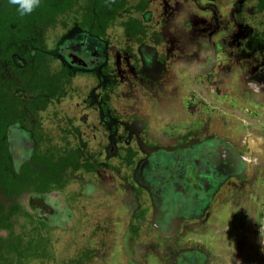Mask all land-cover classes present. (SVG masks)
<instances>
[{"label":"rangeland","instance_id":"rangeland-1","mask_svg":"<svg viewBox=\"0 0 264 264\" xmlns=\"http://www.w3.org/2000/svg\"><path fill=\"white\" fill-rule=\"evenodd\" d=\"M244 1L145 0L149 65L114 30L102 40V64L67 67L69 86L38 116L43 143L78 159L62 178L63 226L29 264H177L192 248L204 264H264V47L246 39L239 15L254 7L242 11ZM57 44L49 53L66 66ZM208 136L243 149L245 171L227 177L200 217L176 220L164 235L134 169L147 148ZM0 203L30 211L24 195L1 189Z\"/></svg>","mask_w":264,"mask_h":264},{"label":"trees","instance_id":"trees-1","mask_svg":"<svg viewBox=\"0 0 264 264\" xmlns=\"http://www.w3.org/2000/svg\"><path fill=\"white\" fill-rule=\"evenodd\" d=\"M145 5V0L134 4L129 0H41L30 15L22 16L16 5L0 0V189L13 197L30 193L37 199L29 206L32 211L21 209L18 203H0V229L8 232L0 234V264H29L45 257L49 238L37 232L63 226L62 211L56 207L64 200L67 181L62 178L68 167L75 170L78 157L42 140L39 111L62 95L71 80L67 66L55 62L50 54L51 45L73 27L79 28L77 35L64 39L57 49L63 55L76 50L92 54L94 61L88 66L93 67L102 64V40L107 32L119 30L118 41L129 42L128 51L135 47L138 61L149 65L154 50L146 43L150 12ZM247 5L253 10L239 18L248 26L246 39L260 49L264 47V0H245L241 10ZM69 63L85 65L81 57L79 62ZM10 126H18L30 144L15 164L5 139ZM223 147H229L226 141L209 136L172 148H147L134 176L149 191L160 233L170 234L176 220L200 217L227 177L240 174L244 167L241 157L235 156V171ZM175 258L177 264L206 262L198 248L183 250Z\"/></svg>","mask_w":264,"mask_h":264},{"label":"flooded vegetation","instance_id":"flooded-vegetation-1","mask_svg":"<svg viewBox=\"0 0 264 264\" xmlns=\"http://www.w3.org/2000/svg\"><path fill=\"white\" fill-rule=\"evenodd\" d=\"M60 53V52H59ZM71 53V54H70ZM66 60H67V67L68 66H74V67H83V68H88V69H92L93 67H89L88 64H90L91 62H93V57H91L92 54H89L87 53L86 55L83 54V52H80V51H67L64 55H63V51L62 53H60ZM68 55V56H67ZM83 58V62L85 65L83 66H79V65H71L69 63V61H77L79 62V58ZM70 58V59H69ZM89 58V59H88ZM85 59V60H84ZM152 62V61H151ZM64 65V64H63ZM100 65V64H98ZM18 126L17 127H13V126H10L7 128V133L5 135V139H6V145L8 147V150L10 151V154H11V158H13V163L15 164L16 161L18 160L17 158L18 157H24L26 153H24L23 150H25L27 144L29 145L30 147V144L28 143V141L26 140V137L24 135H22V133L20 131H18ZM209 137V136H208ZM215 137V136H214ZM224 140V139H223ZM193 141V140H191ZM190 142V141H189ZM228 148H224L225 151H228V158H227V162H229L232 166H233V169L236 171L238 170V168H236V163H235V156H238V157H241L242 154H243V149H239L238 147H234V148H231V146L229 145L228 143ZM222 147V146H221ZM221 148V149H223ZM17 157V158H16ZM245 168H246V164L244 163V167L243 169L241 170L240 174L243 173L245 171ZM236 175V174H234ZM1 193L3 195H5L6 197H13L11 195H7V194H4L1 190ZM21 195H24L25 196V201H26V205L27 207L29 208V206L32 204V202L36 203L37 199L35 198H31L30 197V193H23V194H19L18 196H21ZM55 196V195H54ZM17 197V196H15ZM47 197H50V199L53 201V199L51 198L50 194L47 196ZM56 198L59 197V195L55 196ZM65 199V198H64ZM59 200V199H58ZM50 201V200H49ZM50 201V202H52ZM66 201V200H65ZM63 199H60V203L58 205H60L61 203L65 202ZM38 203H40L38 201ZM3 204V203H1ZM5 205V204H4ZM62 205V204H61ZM65 206V205H63ZM49 207H51V204L49 205ZM53 207V206H52ZM57 207V206H56ZM51 209V208H49ZM30 211H32L31 208H29ZM35 220L38 219V217H34ZM44 218V217H43ZM39 225V223H38ZM40 227V225H39ZM54 228L53 226L52 227H49V230H44L42 229V231H38L37 233H39V235H42L44 237H48L49 236V233H50V230ZM4 230L5 231V234H2L1 231ZM0 234L1 235H6L8 234L7 230L6 229H0ZM165 235V234H164Z\"/></svg>","mask_w":264,"mask_h":264},{"label":"clouds","instance_id":"clouds-1","mask_svg":"<svg viewBox=\"0 0 264 264\" xmlns=\"http://www.w3.org/2000/svg\"><path fill=\"white\" fill-rule=\"evenodd\" d=\"M41 0H9V3L17 6L20 15H30L39 5Z\"/></svg>","mask_w":264,"mask_h":264},{"label":"water","instance_id":"water-1","mask_svg":"<svg viewBox=\"0 0 264 264\" xmlns=\"http://www.w3.org/2000/svg\"><path fill=\"white\" fill-rule=\"evenodd\" d=\"M1 233H2V234H5V231H4V230H2V231H1Z\"/></svg>","mask_w":264,"mask_h":264}]
</instances>
